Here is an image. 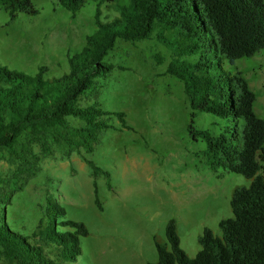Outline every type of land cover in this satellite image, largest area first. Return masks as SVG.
I'll return each mask as SVG.
<instances>
[{
    "label": "rangeland",
    "instance_id": "374dc122",
    "mask_svg": "<svg viewBox=\"0 0 264 264\" xmlns=\"http://www.w3.org/2000/svg\"><path fill=\"white\" fill-rule=\"evenodd\" d=\"M31 4L35 16L19 14L8 21L0 11V66L30 76L42 66L46 77H58L67 70L66 57L79 51L92 32L94 5L87 2L71 17L55 0ZM99 11L101 22L115 15L112 3L100 5ZM154 35L137 43L117 42L103 59L112 71L96 78L82 98L81 105L94 101L101 110L123 116L125 127L108 117L113 129L104 130L86 156L107 173L108 182L103 175L91 177L83 153L49 146V153L43 154L38 143L24 135L20 143L28 145V151L21 154L17 149L19 157L0 149V192H6L1 181L13 176L21 185L8 204L0 203V224L29 236L38 221H45L46 197L53 199L64 210L58 221L80 222L87 230L73 264L152 263L155 245L165 242L163 229L169 219L175 221L179 247L188 257L198 250L203 229L218 234L217 222L230 217L232 192L247 187L249 180L208 169L205 143L187 133L189 108L182 86L165 74L168 52ZM158 58L162 62L157 65ZM186 60L193 63L196 56ZM222 69L240 72L255 95L254 114L264 119V50ZM241 123L208 114L193 119L194 129L212 137L226 127L239 135ZM261 175L264 182V163Z\"/></svg>",
    "mask_w": 264,
    "mask_h": 264
},
{
    "label": "trees",
    "instance_id": "16d2710c",
    "mask_svg": "<svg viewBox=\"0 0 264 264\" xmlns=\"http://www.w3.org/2000/svg\"><path fill=\"white\" fill-rule=\"evenodd\" d=\"M74 16L87 2L94 5L93 30L81 49L66 57V72L46 77L45 67L34 75L0 66V149L12 156L28 145L30 135L43 154L49 146L83 153L92 178L108 175L86 156L93 152L100 134L113 129L114 116L123 127L121 113L101 110L97 102L82 103L96 78H104L113 66L103 61L117 42L137 43L155 39L168 52L165 74L177 80L189 108L187 133L205 143L208 169L240 175L247 187L235 189L229 200L230 217L217 222L218 234L203 229L198 250L188 257L179 247L175 221L163 229L164 243L155 245L156 259L147 264H264V119L252 110L254 93L240 72H225L222 65L250 58L264 50V2L262 0H55ZM112 3L115 15L99 19V7ZM0 11L14 20L17 15H37L31 0H0ZM196 56L195 62L186 58ZM162 61L155 60L158 65ZM198 114L240 120L239 135L224 128L215 137L196 130ZM35 159V158H33ZM18 177L1 181L0 203L6 205L21 190ZM10 184V186H9ZM8 188V189H7ZM1 197L3 199H1ZM45 221H38L29 236L0 224V261L5 264H73L80 254L79 239L87 236L80 222L59 220L64 210L46 197ZM96 203V200H95ZM43 221V222H42ZM65 228L64 231L56 229Z\"/></svg>",
    "mask_w": 264,
    "mask_h": 264
},
{
    "label": "crops",
    "instance_id": "0c3cea01",
    "mask_svg": "<svg viewBox=\"0 0 264 264\" xmlns=\"http://www.w3.org/2000/svg\"><path fill=\"white\" fill-rule=\"evenodd\" d=\"M120 131H122V130H120Z\"/></svg>",
    "mask_w": 264,
    "mask_h": 264
}]
</instances>
